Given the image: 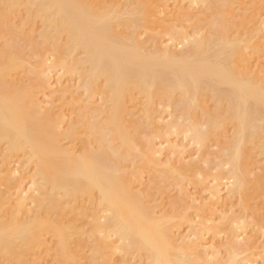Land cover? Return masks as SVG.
I'll return each instance as SVG.
<instances>
[{
    "label": "bare ground",
    "instance_id": "6f19581e",
    "mask_svg": "<svg viewBox=\"0 0 264 264\" xmlns=\"http://www.w3.org/2000/svg\"><path fill=\"white\" fill-rule=\"evenodd\" d=\"M261 17L264 0H0V264H255ZM37 23L32 63L19 39ZM211 139L197 198L187 150Z\"/></svg>",
    "mask_w": 264,
    "mask_h": 264
},
{
    "label": "rangeland",
    "instance_id": "374dc122",
    "mask_svg": "<svg viewBox=\"0 0 264 264\" xmlns=\"http://www.w3.org/2000/svg\"><path fill=\"white\" fill-rule=\"evenodd\" d=\"M20 17H21L20 21H22L23 17L19 16L18 18H20ZM261 18L264 19V17H261ZM28 26L29 27H26V29H27L26 30V33H27L26 36L30 39H24L23 37H21L19 39V41H20L19 44L26 48V53L29 57L28 59H30V61L32 63H34L35 59L40 55V51H43V50H41V46H40L41 42H40L39 36H38L39 30H40V24L39 23L30 24ZM162 37L163 36L159 37L158 42H160L161 39L162 40L164 39L167 41V37H164V38H162ZM142 38L145 39L146 41H149L147 35H145V36L143 35ZM150 41H149V45L151 46L150 43H152L153 40H150ZM154 42H155V40H154ZM166 43L167 42H165V44ZM152 44H154V43H152ZM26 75H27V70H20L15 74L14 78L25 80ZM159 109H161V108H159ZM171 109L172 108H169L168 111ZM167 112L165 114H167ZM165 116H167V115H165ZM135 118H138L139 121L141 122L142 121L141 112L140 113L137 112L135 114ZM167 118L165 117L164 120H168ZM149 134H150V129H142L141 131L138 132V135L141 136L142 141H143L144 137L146 138V136H149ZM142 137H143V139H142ZM159 140L161 141V139H156L155 141L159 142ZM191 147H193V148H191ZM191 147L188 148L187 152H189L190 154L192 153V155H193L192 157L194 158L195 163H197V166L194 167L191 176L185 180L184 188L189 189L190 193L192 192L193 196L196 194L194 197L198 198L200 195L201 196L206 195V193L201 194V192H198L194 189V180L196 177V173L201 172V173H208V174L212 173L213 174L216 172V170L213 169V163H216L217 160L212 156V154L214 155L215 153H217L218 149L220 148V145L214 139L209 140L207 143V147H206L204 154L200 155V156L195 154L196 148L194 146H191ZM193 151H194V153H193ZM160 157L165 159L164 155H160ZM213 160H214V162H213ZM257 162H258V166H262V167L257 168V170H254L253 175H255V176L258 175V177L260 179L258 180L257 189L251 193L250 198L248 200V204L250 205V207H249V211L244 216V217H246L247 224H246L245 229H243L240 233H242L244 235H245V233L246 234L248 233L247 235H250V234L252 235V233L254 234L251 237L252 238L255 237L254 239L257 242V248L253 249V253L256 255H254L252 257V259L255 260V264H261V262L263 260L262 258H264V157L258 158ZM13 165H12L13 167L11 166L12 168L17 167V164H13ZM224 188L225 187L222 188V192L226 193L225 192L226 188L225 189ZM5 189H6L5 187H2L0 193H5L6 192ZM167 191L169 193V196L172 198H176V197L181 198L182 197L179 188L174 183H172V185L167 187ZM81 210L83 211V214H79V212ZM93 213H94V211H93L92 207H90L86 204H82V205H79V207L77 209H75L73 211V213L70 214L69 216L78 226H80L86 230L88 228L87 224L90 221L91 215ZM249 223H250V225H249ZM183 227H185V229L187 230L186 225H183ZM183 227L181 230H184V232H185L186 230ZM247 228H249L248 229L249 231L248 230L246 231ZM259 233H260V235H259ZM244 235H243V237H245ZM87 250L88 249H85V251H87ZM45 264H51V262H48Z\"/></svg>",
    "mask_w": 264,
    "mask_h": 264
}]
</instances>
